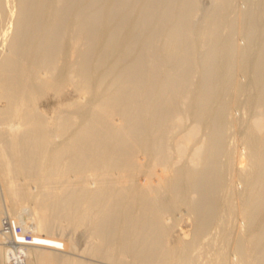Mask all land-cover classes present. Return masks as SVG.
I'll return each mask as SVG.
<instances>
[{
	"label": "bare ground",
	"instance_id": "obj_1",
	"mask_svg": "<svg viewBox=\"0 0 264 264\" xmlns=\"http://www.w3.org/2000/svg\"><path fill=\"white\" fill-rule=\"evenodd\" d=\"M209 261L264 264V0H0V264Z\"/></svg>",
	"mask_w": 264,
	"mask_h": 264
},
{
	"label": "rangeland",
	"instance_id": "obj_2",
	"mask_svg": "<svg viewBox=\"0 0 264 264\" xmlns=\"http://www.w3.org/2000/svg\"><path fill=\"white\" fill-rule=\"evenodd\" d=\"M234 4V6L237 4V1L236 2H234L233 3ZM223 30H225V29H223ZM235 38L236 39H240L241 38V36L240 35H238V34H236L235 35ZM241 41V40H240ZM242 42V41H241ZM45 104V103H44ZM235 112V113H234ZM233 113L235 114V116H237V115H239V113L240 112H238V110L237 109H234V111H233ZM13 183L15 184V185H24L25 183H27V185L29 184V180L25 177V175H23V174H21V173H16L15 175H14V177H13ZM186 223V222H185ZM182 225H184L183 223H181ZM185 226V225H184ZM24 242V241H23ZM30 242V243H29ZM33 242V243H32ZM28 241L27 243H29V244H31L32 243V245L35 243L34 241ZM38 242V243H37ZM36 242V244H38V245H44V243L42 242V240L40 241H37ZM26 243V242H25ZM46 245V244H45ZM26 256V255H25ZM209 264H211L210 263V261L208 262Z\"/></svg>",
	"mask_w": 264,
	"mask_h": 264
}]
</instances>
